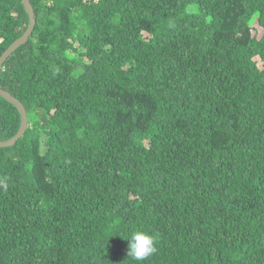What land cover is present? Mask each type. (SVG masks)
Segmentation results:
<instances>
[{
    "label": "trees",
    "instance_id": "obj_1",
    "mask_svg": "<svg viewBox=\"0 0 264 264\" xmlns=\"http://www.w3.org/2000/svg\"><path fill=\"white\" fill-rule=\"evenodd\" d=\"M0 69V264H264V0H30ZM29 27L0 0V57ZM18 110L0 96V141Z\"/></svg>",
    "mask_w": 264,
    "mask_h": 264
},
{
    "label": "water",
    "instance_id": "obj_2",
    "mask_svg": "<svg viewBox=\"0 0 264 264\" xmlns=\"http://www.w3.org/2000/svg\"><path fill=\"white\" fill-rule=\"evenodd\" d=\"M22 4L29 17V27L26 30V32L20 38H18L0 57V69L3 67L4 63L12 54L19 47H21L23 44L26 43V41L29 39V37L33 32L35 26V15L30 0H22ZM0 96L4 100H6L9 104L14 106L20 113V117H21L20 127L16 135L9 140L0 141V148H8L14 146L18 142V140L24 136L25 131L28 128V118L24 106L16 98L11 96L9 93L3 91L1 88H0Z\"/></svg>",
    "mask_w": 264,
    "mask_h": 264
},
{
    "label": "clouds",
    "instance_id": "obj_3",
    "mask_svg": "<svg viewBox=\"0 0 264 264\" xmlns=\"http://www.w3.org/2000/svg\"><path fill=\"white\" fill-rule=\"evenodd\" d=\"M127 240L129 241L128 257L133 258L137 264L157 251L158 238L149 232L136 230Z\"/></svg>",
    "mask_w": 264,
    "mask_h": 264
}]
</instances>
